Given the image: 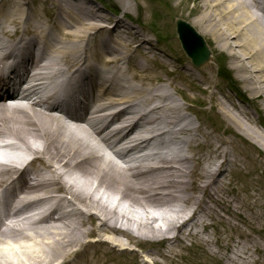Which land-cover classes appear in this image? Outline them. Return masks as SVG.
Returning a JSON list of instances; mask_svg holds the SVG:
<instances>
[{
    "label": "bare ground",
    "instance_id": "6f19581e",
    "mask_svg": "<svg viewBox=\"0 0 264 264\" xmlns=\"http://www.w3.org/2000/svg\"><path fill=\"white\" fill-rule=\"evenodd\" d=\"M51 1L58 17L54 23L47 19L42 24L37 21L38 12L29 13L28 0H0V139L9 137L13 141L0 149L21 150L12 155L0 152V187L9 169H16L19 177L10 182L7 205L17 201L20 207L0 219V264H54L57 258L64 260L62 264H71L74 259L77 264H106L102 249L111 245L128 253L131 244L138 245L142 240H166L168 252L173 253L177 242L184 245L185 239L200 236L197 228L206 231L213 224L205 219L229 224L240 232L241 239L264 251L261 242L229 220L234 216L243 219L242 202L239 190L224 187L226 166L232 162L228 157L235 161V157L247 156L235 140L244 145L249 141L259 143L264 149V130L238 101L225 97L226 103L220 101L222 113L235 129L223 132L230 139L216 137V143H211L212 154L199 151L203 144L199 136L212 135L204 133L202 126L193 125L183 106H171L174 94L157 85L162 78L135 71L129 76L122 66L135 63L140 72L147 71L133 52L142 53L148 65V60L157 61L156 46L130 24L138 21V16L135 19L126 11L123 19H112L114 27L107 29L103 23L111 18L105 19L91 0ZM125 1L117 0L122 6ZM202 2L193 26L204 38L221 44L215 47L217 50L229 51L245 74L246 60L242 61L229 44L230 34L233 39L239 38L235 47L247 56L250 72L256 74L255 83L245 77L251 83L245 88L252 100L264 102V0ZM130 4L128 0L127 6ZM137 9L142 14V9ZM206 10L210 12L202 14ZM14 36H19L16 41ZM133 45L136 49L131 53ZM13 59L26 70L27 80L20 88L15 84L18 78H24L21 69L3 67ZM187 70L183 73L188 79ZM169 83L175 84L174 80ZM6 89L13 90L12 104L6 100ZM81 104L85 113L79 116L77 106ZM61 105L73 107L68 111ZM243 119L255 124L260 132ZM170 139L184 146L187 153L174 154ZM205 147L207 151L210 148ZM70 178L71 186L66 183ZM63 190L64 196L55 194ZM101 191L108 194L107 201ZM37 193L46 197L42 205L50 204L53 212L39 223L19 221L9 231L1 230L4 220L31 207L27 200ZM115 198L118 204L113 202ZM176 204L181 207L178 217L169 216V209ZM65 206L71 211L55 217ZM183 214L188 216L179 222ZM120 220L125 230L118 228ZM249 225L256 229L251 222ZM120 234L131 239L123 241L114 236ZM93 235L97 237L94 241ZM240 243L233 240V246L229 244L221 251L228 256ZM243 254L248 257L236 255L233 261L250 264L246 261L251 257L249 249ZM149 262L161 263L158 256Z\"/></svg>",
    "mask_w": 264,
    "mask_h": 264
},
{
    "label": "rangeland",
    "instance_id": "374dc122",
    "mask_svg": "<svg viewBox=\"0 0 264 264\" xmlns=\"http://www.w3.org/2000/svg\"><path fill=\"white\" fill-rule=\"evenodd\" d=\"M91 1L97 6L99 13L105 19L111 18L110 22L103 23L108 29L114 27L112 26L114 25L112 19H123L126 11L130 14L133 13L135 19L138 16V21L129 23L138 28L144 34L145 38L156 46L155 59L157 61L148 60V65L142 53L133 52L136 49V46L133 45L130 52H133L136 60L146 65L147 71L145 73L140 72L135 63H130L129 65L122 64V66L126 69L129 76H132V71H135L140 74H148L151 77L156 78L160 76L162 78L163 82L157 83V85H164L166 90L168 89L169 92L174 94V100L171 101V106H183L187 110L185 113L192 120L191 123L195 126H202L204 133L212 135L213 138L205 134L199 136L203 143L202 147L198 149L199 151L203 150L207 155L212 154L213 147L211 143H216V137L220 135V137L224 136L230 139L229 134L223 135V132L226 131L228 133V128L231 130L235 129V126H231L226 122V118L222 113L223 110L220 101L226 103L225 97H228L231 101H238L237 103L241 104L242 108L252 117V121L257 122L259 127L262 126L261 120L264 118V102L259 100L255 102V100H252L251 92L245 88L249 87L248 84L251 85L245 77L253 79L255 83L256 79L254 77L256 74L250 72L252 69L250 68L249 61L245 59L247 56L235 47L239 38L233 39L230 34L229 44L232 48H235V52L243 59L242 61L246 60L244 65L247 68V73L245 74L238 69L236 66L238 62L231 58L229 51L217 50L215 47L221 46V44L217 45L216 41H212L210 38L205 37L213 52V62L205 68L196 69L181 48V43L177 37L176 21L182 19L193 26L192 20L201 14L200 7L203 4V0H130V6H127L128 0L125 1L124 6L119 5L117 0ZM28 3L27 8L30 14H36L38 12V22L40 20L43 24L47 19H51L53 23L56 21L59 13L57 11L54 12V6L51 0H28ZM137 8L142 9V14L138 13ZM206 12H210V10H206L202 14H206ZM53 23L51 26L54 25ZM220 27L226 30V27L223 25H220ZM229 33L231 32L229 31ZM21 35H24V33L19 34V36ZM16 37L18 36H14L13 41ZM90 46L93 49L96 47L94 43ZM258 60L262 62L260 58ZM223 61L226 63V69L230 72L231 78L235 82L237 91H234H236L237 95L220 79ZM163 64L171 72L170 75L163 70L165 69L162 66ZM184 69H188L190 79L185 77L183 73ZM173 80L175 83L174 86L169 83ZM133 83L137 84L136 82ZM242 95L245 97L243 98ZM240 98H243L244 102L240 101ZM243 122L252 129L259 131L255 127V124L252 125L245 119H243ZM184 123L186 124L187 122ZM262 128L264 130L263 126ZM181 137L185 138V136ZM235 142L239 144V147L247 156L235 157V161H233L234 158L228 157V160H232V162L229 166H226L228 171L225 175L224 187H234L239 190L240 196L238 195V198L242 202L240 209L243 212V219H238L234 215V217L229 218L227 213L223 214L226 217L228 216L227 218L231 220L232 224L239 225L248 237L256 239L264 245V149L259 143L249 141L245 142L244 145L236 140ZM205 145L210 146L208 151ZM171 146L174 148L173 153L176 155H178V152H181V154L187 153V149L182 145H177L171 141ZM234 200L235 198L232 199V201ZM114 201H116V198ZM180 208L179 204H176L175 207L169 209L168 212L172 211L169 213V216L178 217ZM187 213L188 215L190 214V212ZM188 215L183 214L179 222H182ZM169 218L173 219L171 217ZM205 221L213 224L206 231H203L201 227L197 228V231L201 232L200 236L189 238V240L185 239L183 242L184 245L177 242L178 247L173 253L168 252V246L170 245L166 240L157 243L142 240L138 245L131 244V251L128 253H124L123 250L113 248L109 245L101 250V258L103 261L108 260L106 264H152L149 261L155 256L159 257L161 261L159 264H243L245 263L243 260L233 261V258H236V255H243V257L247 258L248 256L243 253L248 248L250 251L249 257H251L246 261L250 264H264V251L257 250L255 245H253L254 243H251L250 240L241 239L240 232L234 231L229 224L220 221L215 220L214 222L209 219H205ZM250 222L259 231L250 227ZM98 223L99 220L97 221ZM163 223L170 224L166 220H163ZM119 227L124 230L126 228L121 223ZM114 236L116 238L122 237L123 241L131 239L121 234ZM169 237L173 238L174 234H170ZM92 238L96 239L97 237L93 235ZM233 240L240 241L241 243L238 245V248H235L229 252L230 254L228 256H225L226 253L221 251V249L226 250L229 244L233 246ZM221 243H224L225 246L221 247ZM160 255H166L168 258L163 259ZM148 257L151 258L149 259ZM75 260H72L70 263L77 264L78 262ZM63 262L64 260L57 258L54 264H62ZM97 264H101V262Z\"/></svg>",
    "mask_w": 264,
    "mask_h": 264
},
{
    "label": "water",
    "instance_id": "95a60500",
    "mask_svg": "<svg viewBox=\"0 0 264 264\" xmlns=\"http://www.w3.org/2000/svg\"><path fill=\"white\" fill-rule=\"evenodd\" d=\"M177 29L183 50L193 61V64L197 68L208 65L212 61L211 51L208 49L204 38L187 22L182 20L177 21Z\"/></svg>",
    "mask_w": 264,
    "mask_h": 264
}]
</instances>
